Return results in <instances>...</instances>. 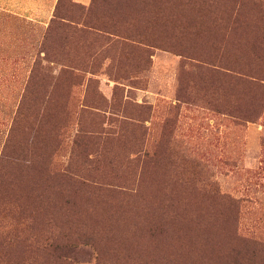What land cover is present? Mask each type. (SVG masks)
I'll return each instance as SVG.
<instances>
[{
	"label": "rangeland",
	"instance_id": "374dc122",
	"mask_svg": "<svg viewBox=\"0 0 264 264\" xmlns=\"http://www.w3.org/2000/svg\"><path fill=\"white\" fill-rule=\"evenodd\" d=\"M0 2V264H264V0Z\"/></svg>",
	"mask_w": 264,
	"mask_h": 264
},
{
	"label": "trees",
	"instance_id": "16d2710c",
	"mask_svg": "<svg viewBox=\"0 0 264 264\" xmlns=\"http://www.w3.org/2000/svg\"><path fill=\"white\" fill-rule=\"evenodd\" d=\"M94 5H95L94 2H92L91 6L88 8L87 11L90 12L91 10H93ZM57 6H58V4H57ZM59 17L60 16L58 15V9L56 7L55 10H54V14H53V20L59 19ZM109 31H111L112 34L119 36V32H118V34H116L117 32H115V31H113L111 29ZM123 38L135 42L134 40H132L130 38H125V37H123Z\"/></svg>",
	"mask_w": 264,
	"mask_h": 264
},
{
	"label": "crops",
	"instance_id": "0c3cea01",
	"mask_svg": "<svg viewBox=\"0 0 264 264\" xmlns=\"http://www.w3.org/2000/svg\"><path fill=\"white\" fill-rule=\"evenodd\" d=\"M76 1L81 3V4H87L89 0H76ZM0 6L4 7V5L1 2H0Z\"/></svg>",
	"mask_w": 264,
	"mask_h": 264
}]
</instances>
